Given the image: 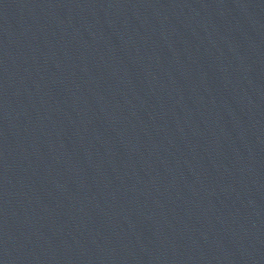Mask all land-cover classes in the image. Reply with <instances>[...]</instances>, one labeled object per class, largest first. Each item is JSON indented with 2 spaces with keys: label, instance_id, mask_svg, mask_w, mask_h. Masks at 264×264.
I'll use <instances>...</instances> for the list:
<instances>
[{
  "label": "water",
  "instance_id": "obj_1",
  "mask_svg": "<svg viewBox=\"0 0 264 264\" xmlns=\"http://www.w3.org/2000/svg\"><path fill=\"white\" fill-rule=\"evenodd\" d=\"M0 264H264V0H0Z\"/></svg>",
  "mask_w": 264,
  "mask_h": 264
}]
</instances>
